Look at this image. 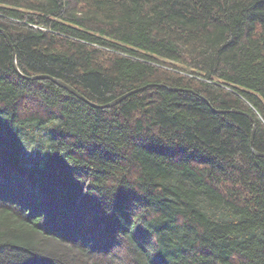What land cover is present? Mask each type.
Returning <instances> with one entry per match:
<instances>
[{
	"label": "trees",
	"instance_id": "obj_1",
	"mask_svg": "<svg viewBox=\"0 0 264 264\" xmlns=\"http://www.w3.org/2000/svg\"><path fill=\"white\" fill-rule=\"evenodd\" d=\"M0 28L94 103L146 86L95 107L0 31V264H264V0H0Z\"/></svg>",
	"mask_w": 264,
	"mask_h": 264
},
{
	"label": "water",
	"instance_id": "obj_2",
	"mask_svg": "<svg viewBox=\"0 0 264 264\" xmlns=\"http://www.w3.org/2000/svg\"><path fill=\"white\" fill-rule=\"evenodd\" d=\"M0 31H2V33L6 36V38L8 39L12 49H13V64H14V67L15 69L22 75L24 76L25 78H28V79H41V78H49V79H52L54 82H56L58 85L62 86L63 88L67 89L68 91L72 92L73 94H75L76 96H78L79 98L85 100L86 102H88L89 104L95 106V107H100V108H104V107H110V106H113V105H116L118 103H120L122 100H124L125 98H127L128 96H130L131 94L135 93V92H138L142 89H144L146 86H143V87H139V88H136V89H133L121 96H119L118 98L114 99L113 101L111 102H108L106 104H97V103H94L92 101H90L87 97H85L81 92H79L75 87H73L72 85H70L69 83L59 79V78H56L52 75H49V74H37V75H32V76H28V75H24L19 67H18V64H17V58H16V49L14 48L13 46V43L8 35V33L6 32V30L0 28ZM170 89H173V90H181L180 88H176V87H170ZM218 111H222V112H225V111H236L238 112L237 110H218ZM250 118L253 120V117L250 116ZM255 132V128H254V131L253 133ZM252 148H253V151L255 154L259 155V156H264V153L263 152H259L257 151L253 144H252Z\"/></svg>",
	"mask_w": 264,
	"mask_h": 264
},
{
	"label": "rangeland",
	"instance_id": "obj_3",
	"mask_svg": "<svg viewBox=\"0 0 264 264\" xmlns=\"http://www.w3.org/2000/svg\"><path fill=\"white\" fill-rule=\"evenodd\" d=\"M36 150V149H35ZM35 150H33V153L35 152Z\"/></svg>",
	"mask_w": 264,
	"mask_h": 264
},
{
	"label": "bare ground",
	"instance_id": "obj_4",
	"mask_svg": "<svg viewBox=\"0 0 264 264\" xmlns=\"http://www.w3.org/2000/svg\"><path fill=\"white\" fill-rule=\"evenodd\" d=\"M35 98V97H34ZM20 114V113H19Z\"/></svg>",
	"mask_w": 264,
	"mask_h": 264
}]
</instances>
